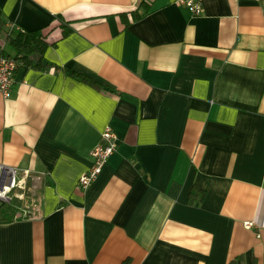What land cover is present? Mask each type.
<instances>
[{
  "label": "crops",
  "instance_id": "crops-1",
  "mask_svg": "<svg viewBox=\"0 0 264 264\" xmlns=\"http://www.w3.org/2000/svg\"><path fill=\"white\" fill-rule=\"evenodd\" d=\"M142 1L0 0L4 52L5 28L41 29L60 67L18 62L0 91V163L46 173L0 222V264H264V0Z\"/></svg>",
  "mask_w": 264,
  "mask_h": 264
},
{
  "label": "built area",
  "instance_id": "built-area-1",
  "mask_svg": "<svg viewBox=\"0 0 264 264\" xmlns=\"http://www.w3.org/2000/svg\"><path fill=\"white\" fill-rule=\"evenodd\" d=\"M177 3L186 6L193 14H199L203 10L202 0H176ZM19 63L17 59L4 52V44L0 42V91L5 97H9L12 94V85L15 81L16 70ZM118 147V137L111 125H107L101 132V137L98 143L91 149L90 154L92 157V165L84 171L78 180L79 185L82 188H87L94 179L101 173L104 165L110 158V156L116 151ZM20 169L0 163V208L4 204H12L14 198L22 199L26 194L27 189L32 191L39 188L38 181L43 180L45 172L36 173L35 175H29L30 171L24 170L23 173H19ZM32 177L34 182L29 183L27 179ZM14 188H18L19 191H12ZM32 200L31 205H25L18 207V214L27 217L31 215V210L35 206ZM246 226L252 227L253 221H246Z\"/></svg>",
  "mask_w": 264,
  "mask_h": 264
},
{
  "label": "trees",
  "instance_id": "trees-1",
  "mask_svg": "<svg viewBox=\"0 0 264 264\" xmlns=\"http://www.w3.org/2000/svg\"><path fill=\"white\" fill-rule=\"evenodd\" d=\"M144 2V0L142 1ZM141 2V3H142ZM148 11V10H145ZM125 14V13H123ZM133 19L139 18L143 15L142 12L138 10L132 11ZM7 31V36L5 38L6 42L11 46L15 47L17 53L15 54V58L22 65H26L28 67H33L37 69H47V68H60L58 65L53 64L49 61L45 56V51L48 48L49 43L47 40V35L41 29L27 30V29H19L16 32H10V29L5 28ZM65 33H68L69 30L64 29ZM37 55V57L33 58V56ZM65 72L75 78L81 79L88 83L94 84L95 82L91 80L89 77L77 73L71 69H64ZM96 85V84H94ZM98 86V85H96ZM204 191L198 189L197 187L193 188L190 192L189 203L193 204L198 201H202L204 198ZM14 209L9 205H2L0 210V222L9 221L13 218ZM124 264V263H123ZM227 264H247L242 255L237 256L231 259ZM255 264V261L252 262Z\"/></svg>",
  "mask_w": 264,
  "mask_h": 264
},
{
  "label": "rangeland",
  "instance_id": "rangeland-1",
  "mask_svg": "<svg viewBox=\"0 0 264 264\" xmlns=\"http://www.w3.org/2000/svg\"><path fill=\"white\" fill-rule=\"evenodd\" d=\"M19 173H23V172H19ZM16 191H19V189H18V188H14L13 191H12V194H14V192H16ZM14 200L16 201L17 199L14 198ZM4 205H5V204H4ZM6 205H9V204H6Z\"/></svg>",
  "mask_w": 264,
  "mask_h": 264
}]
</instances>
